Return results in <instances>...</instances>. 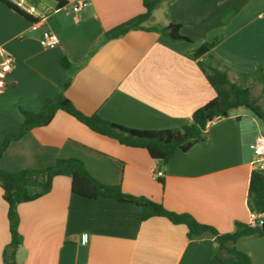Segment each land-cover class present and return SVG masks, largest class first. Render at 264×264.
<instances>
[{
  "label": "crops",
  "instance_id": "crops-1",
  "mask_svg": "<svg viewBox=\"0 0 264 264\" xmlns=\"http://www.w3.org/2000/svg\"><path fill=\"white\" fill-rule=\"evenodd\" d=\"M33 1L50 13L41 25L0 0V45L15 58L0 92V146L20 131L22 110H41L69 75L65 94L87 115L141 130L180 128L216 95L189 56L206 43L216 42L210 52L215 66L264 99L255 80L264 68V0L165 1L144 24H180L190 42L144 29L102 41L106 32L142 14L143 0H87L81 11L76 0L61 8L54 0ZM45 30L58 36L57 47L43 45ZM63 57L73 67L64 68ZM242 109L210 123L204 140L177 151L164 168L145 149L98 134L59 110L48 126L12 141L0 166L10 172L43 170L57 159L77 158L104 185L231 233L237 222L251 224L257 215L251 184L260 171L253 167L251 145L264 134L263 122ZM18 210L17 264H236L217 258L213 238L189 239L183 224L161 216L143 220V208L135 204L73 194L69 176L56 177L49 193ZM7 213L0 187V264L11 241ZM236 247L253 264H264V235L241 237Z\"/></svg>",
  "mask_w": 264,
  "mask_h": 264
},
{
  "label": "trees",
  "instance_id": "trees-1",
  "mask_svg": "<svg viewBox=\"0 0 264 264\" xmlns=\"http://www.w3.org/2000/svg\"><path fill=\"white\" fill-rule=\"evenodd\" d=\"M54 1L59 8L68 3L67 0ZM165 1L174 3L177 0H143L145 11L106 32L102 41L122 37L131 30L144 29L155 31L172 41L190 42L189 38L180 33V24L171 23L168 26L154 25L151 27L144 25L151 19L154 10ZM215 43H206L189 56L197 61L204 71L216 95L207 104L197 109L191 122L182 127L141 130L116 124L97 114L87 115L80 111L65 94L73 78L72 75H69L62 83L59 92L53 98L48 99L41 110L36 112L22 110L24 120L21 129L17 134L5 136L0 146V159L12 141L21 139L34 128L48 126L59 110L70 114L98 134L113 138L127 147L145 149L159 168L166 167L177 151L186 152L194 144L204 140L208 124L219 118L230 116L235 109L246 108L264 123V109L259 105V100L253 94L252 87L233 82L228 70L213 64L210 52ZM204 56L206 59L200 61ZM62 66L66 69L73 67L67 57H63ZM255 80L262 84L264 92V68L257 71ZM58 176L71 178V191L75 195L92 200L104 197L135 204L143 208V220L155 216L165 217L174 224L185 225L188 228L189 239L213 238L215 255L220 260H231L236 264H253L247 253L237 249L236 242L244 236L264 235L259 221H256L255 224L237 222L233 232L221 234L213 226L199 222L189 213L171 211L160 202L143 196L126 194L120 186H107L98 182L80 159L60 158L52 166L43 170L25 169L10 172L0 166V187L8 205L7 215L11 234V241L4 252L5 264H17L16 254L22 243V236L19 232V205L37 200L49 193L53 187L54 179ZM251 198L255 212L264 214V172H260L258 177L253 180Z\"/></svg>",
  "mask_w": 264,
  "mask_h": 264
},
{
  "label": "built area",
  "instance_id": "built-area-1",
  "mask_svg": "<svg viewBox=\"0 0 264 264\" xmlns=\"http://www.w3.org/2000/svg\"><path fill=\"white\" fill-rule=\"evenodd\" d=\"M11 5L15 10L21 14L28 16L32 20L36 21V24L41 25L46 22L49 18L50 13L41 11L37 4L33 0H4ZM89 5L87 0H76L74 7L77 11L85 9ZM43 45L46 48L52 49L60 44L58 36L51 30H45L42 38ZM15 62V58L2 46L0 45V92L5 90L7 87V78L11 71L12 65ZM209 125V124H208ZM251 149L254 153L253 167L264 172V134H260L254 143L251 145ZM164 175L163 170L156 172L157 177ZM264 219V214H257L251 224H255L256 221Z\"/></svg>",
  "mask_w": 264,
  "mask_h": 264
},
{
  "label": "rangeland",
  "instance_id": "rangeland-1",
  "mask_svg": "<svg viewBox=\"0 0 264 264\" xmlns=\"http://www.w3.org/2000/svg\"><path fill=\"white\" fill-rule=\"evenodd\" d=\"M259 105L264 109V99H262L261 101H259ZM248 109L244 108L242 109V113H244L245 111H247ZM262 129L264 132V124L262 123Z\"/></svg>",
  "mask_w": 264,
  "mask_h": 264
},
{
  "label": "water",
  "instance_id": "water-1",
  "mask_svg": "<svg viewBox=\"0 0 264 264\" xmlns=\"http://www.w3.org/2000/svg\"><path fill=\"white\" fill-rule=\"evenodd\" d=\"M261 227L264 230V219L261 221Z\"/></svg>",
  "mask_w": 264,
  "mask_h": 264
}]
</instances>
